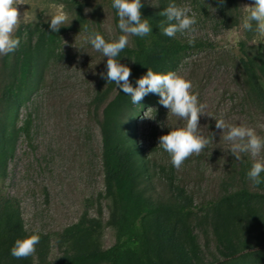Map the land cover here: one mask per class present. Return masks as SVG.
I'll return each instance as SVG.
<instances>
[{"label": "rangeland", "instance_id": "1", "mask_svg": "<svg viewBox=\"0 0 264 264\" xmlns=\"http://www.w3.org/2000/svg\"><path fill=\"white\" fill-rule=\"evenodd\" d=\"M79 1L84 5L88 29H95L108 40L122 34L112 0ZM145 1L151 6L155 2ZM237 2L243 18V7L251 6L254 0ZM23 3L17 5L20 24L41 23L49 27L50 17L61 11L72 19L58 30L61 57L47 64L37 89L19 110L18 126L28 112L32 113L31 137H18L6 175L0 178V197L15 199L24 229L29 235L35 232L40 236L31 260L54 263L74 250L78 227L87 231V246L91 249H105L115 242L116 194L103 164L100 123L102 110L118 87L101 77V73L106 76L107 57L85 42L86 28L76 22L73 5L52 0ZM180 5L189 6L196 13L195 36L205 45L182 52L174 71L192 82L193 93L206 106L207 115L200 116L199 126L206 137L211 139L212 134L213 141L199 155L193 154L179 169L175 168V176L195 203L217 199L227 190L264 192V183L255 186L248 178L250 155L242 153L237 160L223 139L224 133L215 127V120L223 118L228 123L252 127L264 137V101L248 83L239 63L238 42L245 38L238 31L242 18L237 26L225 29L212 1L180 0ZM247 44L253 53L260 49L264 54V37L254 33ZM134 45V37L130 36L128 46ZM117 58L131 69V57ZM260 84L264 89V79ZM184 123L160 103L146 108L134 118L137 143L151 153L156 163L172 165L169 155L158 145L159 138ZM261 178L264 180V173ZM221 213L225 220L222 227L238 251L231 258H221L214 232L220 227L211 214L200 213L195 218V232L208 259L216 254L221 262L264 264L252 262L264 249L262 204L229 203L222 206Z\"/></svg>", "mask_w": 264, "mask_h": 264}, {"label": "trees", "instance_id": "2", "mask_svg": "<svg viewBox=\"0 0 264 264\" xmlns=\"http://www.w3.org/2000/svg\"><path fill=\"white\" fill-rule=\"evenodd\" d=\"M52 1L73 5L76 22L88 28L81 1ZM210 1L219 9L218 19L223 28L239 24L242 13L237 0H223V4L220 0ZM168 2L155 0L151 6L141 0V17L149 20L151 34L143 38L133 36L134 47L127 45L119 54L132 58L129 82L133 87L146 74L147 68L159 73L174 71L182 52L205 45L204 41L195 39L194 46H190L181 33L171 38L162 34L160 24L166 18L160 16V12ZM175 2L180 5V0ZM253 35V32H246L245 38L238 42L239 63L248 83L254 86L259 98L264 101V89L260 84L264 79V54L260 49L255 53L251 51L247 41L252 40ZM58 36V31L53 33L41 23H21L14 33L20 41L19 46L2 57L0 178L6 175L18 137H31L32 113L28 112L18 126L19 110L37 89L47 64L61 57ZM159 101L158 94L149 93L140 104L134 105L118 87L102 110V159L107 178L115 188L118 212L115 242L105 249H91L87 246V231L78 227L79 237L75 240L74 250L54 263L43 260L33 262L30 257L17 259L10 250L17 238L29 234L24 229L17 201L0 197V264H234L233 261H220V257L228 259L238 251L222 227L225 220L221 208L229 203L249 205L252 202L261 203L264 208V192L247 188L227 190L217 199L195 203L193 196L178 182L175 167L156 163L151 153L137 143L134 118L142 110L156 107ZM200 213L211 214L220 227L214 230L220 257L212 254L208 259L198 240L195 218ZM221 228L223 231H218ZM252 262H264V249Z\"/></svg>", "mask_w": 264, "mask_h": 264}, {"label": "clouds", "instance_id": "3", "mask_svg": "<svg viewBox=\"0 0 264 264\" xmlns=\"http://www.w3.org/2000/svg\"><path fill=\"white\" fill-rule=\"evenodd\" d=\"M220 3L223 4V0ZM20 4H24L23 0H0V56L14 52L20 44L19 39L14 37L22 19L17 9ZM112 7L116 9L118 28L122 34L106 40L100 32L86 28L85 42L107 57L106 76L101 73V77L114 82L131 98L132 104H140L149 93L158 94L159 103L168 113L185 121L183 126L172 128L162 135L158 144L169 155L173 167L179 169L189 157L199 155L213 141L212 134L211 139L206 137L199 126V118L206 114V106L193 93L192 82L177 71L159 73L147 68L146 74L136 81V87L130 84L131 69L121 64L117 57L129 44L130 36L143 38L150 35L152 29L149 20L141 17V0H112ZM243 10L244 16L238 31L253 32L264 37V0H254L251 6H244ZM160 16L166 18L160 24L163 35L171 38L177 33L184 34L188 37V44L194 46L197 18L189 6H181L175 0H169ZM71 20L63 11L58 12L50 17L49 28L55 33L62 26H68ZM215 122V127L222 130L223 139L230 144L229 150L237 160L242 153L250 155L252 164L247 175L253 185L264 183L261 178V173H264V137L246 125L228 123L223 118ZM39 242L40 236L35 232L17 238L10 250L11 255L17 259L30 257Z\"/></svg>", "mask_w": 264, "mask_h": 264}]
</instances>
